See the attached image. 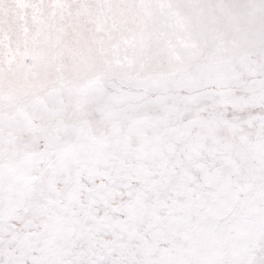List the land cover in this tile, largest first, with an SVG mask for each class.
I'll use <instances>...</instances> for the list:
<instances>
[{
	"label": "clouds",
	"instance_id": "clouds-1",
	"mask_svg": "<svg viewBox=\"0 0 264 264\" xmlns=\"http://www.w3.org/2000/svg\"><path fill=\"white\" fill-rule=\"evenodd\" d=\"M0 264H264V0H0Z\"/></svg>",
	"mask_w": 264,
	"mask_h": 264
}]
</instances>
